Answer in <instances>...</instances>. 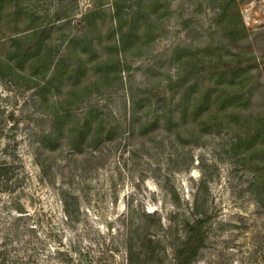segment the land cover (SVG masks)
<instances>
[{"label":"rangeland","instance_id":"rangeland-1","mask_svg":"<svg viewBox=\"0 0 264 264\" xmlns=\"http://www.w3.org/2000/svg\"><path fill=\"white\" fill-rule=\"evenodd\" d=\"M151 1L0 0V264H264V0Z\"/></svg>","mask_w":264,"mask_h":264},{"label":"trees","instance_id":"trees-1","mask_svg":"<svg viewBox=\"0 0 264 264\" xmlns=\"http://www.w3.org/2000/svg\"><path fill=\"white\" fill-rule=\"evenodd\" d=\"M151 6L154 7L156 9V7L158 6V0H152L151 1ZM114 21H115V26L118 28L119 32L116 33L117 35V39H118V43L121 45H124L125 43H129L130 41V37L129 36H134L138 37V33L134 32V30L131 29L130 33L125 32V27L121 24L122 20L124 18H126L125 16H123L120 13V9L118 7L117 1L115 2V12H114ZM127 19V18H126ZM137 22H134V25ZM134 25L132 28H134ZM231 29V28H230ZM229 29L230 33L233 35H236L238 33L241 32H245V27L241 26V29H239V27H237L236 25L234 26V28H232L231 30ZM40 31L39 27L36 28L32 33L31 36H36L37 34H39ZM18 41V40H17ZM127 41V42H126ZM221 49L222 48H217L214 49L211 46H209L206 50H205V55L201 56L200 58V63L202 64H212L214 61L215 62H220L223 60V57L221 55ZM176 51L178 52L179 50L176 49ZM28 52V51H26ZM25 52V53H26ZM248 59H246L247 61ZM236 61V60H233ZM179 69H183V66L185 65V61H181L179 62ZM246 63V62H245ZM244 64L243 62H236V64L234 66H222V72H220L219 74L216 73V77H217V84L220 85L222 83H224L225 81H227V78L229 79L228 84H230L231 86L233 85H239V86H245L249 84L250 78H249V68L248 66L243 67L242 65ZM211 66V65H210ZM184 82V81H183ZM186 85L185 87V92L182 94V97L180 99L181 102V106L184 108V112L187 110V101L189 99V93L192 90L191 86H187L188 84L186 83H182L181 88ZM211 90H206L205 92H201L199 94V96H197V100L199 102H201L202 105H204V103L209 102V100H211ZM228 98V97H227ZM218 101H220V98H217ZM222 102L225 101V98L221 100ZM204 102V103H203ZM197 108V106H196ZM94 112V111H93ZM93 112H90L91 115ZM183 112V111H182ZM67 118V113L64 114L63 117L61 116H55V121H54V126L52 131L45 137V139L48 141H50L51 139H53V135H55V131L56 129H58V131H61V134L56 138V141H60L61 137L63 136V129H64V121ZM90 123L86 122L84 124V126L82 128H80L79 126H77L75 129H73V131L71 132L72 134L69 136V138L71 139V141H74V139H77V137H79V139H81L82 137L85 138L86 135V131H89L90 129ZM55 140V139H53ZM206 223H207V219L206 218H195L192 221H187L185 223L186 228L188 230V238L186 239L185 243L183 244V246L181 248H179L176 252H175V263L176 264H192V262L195 260L196 256L198 255V253L202 250V248L204 247V243H205V227H206Z\"/></svg>","mask_w":264,"mask_h":264}]
</instances>
